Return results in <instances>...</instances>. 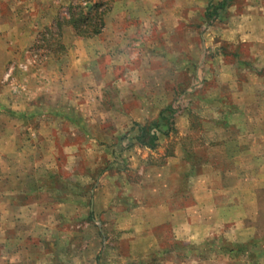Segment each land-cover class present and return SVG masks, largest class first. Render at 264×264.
Returning a JSON list of instances; mask_svg holds the SVG:
<instances>
[{
	"label": "rangeland",
	"instance_id": "1",
	"mask_svg": "<svg viewBox=\"0 0 264 264\" xmlns=\"http://www.w3.org/2000/svg\"><path fill=\"white\" fill-rule=\"evenodd\" d=\"M0 264H264V0H0Z\"/></svg>",
	"mask_w": 264,
	"mask_h": 264
},
{
	"label": "trees",
	"instance_id": "2",
	"mask_svg": "<svg viewBox=\"0 0 264 264\" xmlns=\"http://www.w3.org/2000/svg\"><path fill=\"white\" fill-rule=\"evenodd\" d=\"M222 5V4H218ZM75 7H79V5H71L70 7V17L66 20V23L71 25L76 35L80 36H92L101 32V28L103 26V13L104 11H100L98 9V5H95L89 12L83 10V7H80V10H76ZM213 5H209L208 8H212ZM217 5L213 7L216 8ZM154 135L148 136V142H152L154 140Z\"/></svg>",
	"mask_w": 264,
	"mask_h": 264
}]
</instances>
